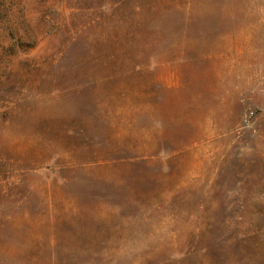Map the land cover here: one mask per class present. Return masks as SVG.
<instances>
[{
  "label": "rangeland",
  "instance_id": "rangeland-1",
  "mask_svg": "<svg viewBox=\"0 0 264 264\" xmlns=\"http://www.w3.org/2000/svg\"><path fill=\"white\" fill-rule=\"evenodd\" d=\"M114 1L0 0V264H264V0Z\"/></svg>",
  "mask_w": 264,
  "mask_h": 264
},
{
  "label": "trees",
  "instance_id": "trees-1",
  "mask_svg": "<svg viewBox=\"0 0 264 264\" xmlns=\"http://www.w3.org/2000/svg\"><path fill=\"white\" fill-rule=\"evenodd\" d=\"M128 1L129 0H116L114 1V3H120L121 6L119 7V10L122 11V13H127L129 9ZM153 3H155V0H153ZM101 5H107V3H103ZM153 6H157V5L154 4ZM111 39L112 38H109L107 42H111Z\"/></svg>",
  "mask_w": 264,
  "mask_h": 264
}]
</instances>
